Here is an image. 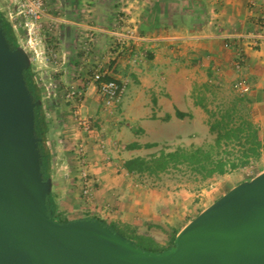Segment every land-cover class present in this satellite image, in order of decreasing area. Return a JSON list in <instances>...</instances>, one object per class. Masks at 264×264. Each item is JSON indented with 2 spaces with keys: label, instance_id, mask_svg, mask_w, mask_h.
<instances>
[{
  "label": "rangeland",
  "instance_id": "rangeland-1",
  "mask_svg": "<svg viewBox=\"0 0 264 264\" xmlns=\"http://www.w3.org/2000/svg\"><path fill=\"white\" fill-rule=\"evenodd\" d=\"M143 1L145 19L148 20L143 19L145 28L142 27V30L148 35H160L161 28L172 21L181 22L180 26L188 31H181L179 26V31L185 33V37H177L170 44H166L169 42L167 39L156 38L150 46L140 49V58L136 63H131L132 67L143 65L150 60L153 62L157 55L155 49L160 47L163 48L160 50V61H163L165 70L162 73L155 72L151 65V79L147 81L145 92L131 107H128L125 101V96H128V84L124 83L122 101L109 108L104 107L99 98L94 110L87 112L83 108L84 103L77 105L68 100L67 92L72 86H84L87 95V80L76 85L72 76L67 75V60L63 58V55L67 54L61 50L55 34L56 19L48 17L42 21L38 34H33L34 40L37 41L34 46L28 43L30 35L26 30H14L19 45L31 55L32 69L42 92L45 110L51 115L50 107L56 100L65 111L63 144L67 150L69 174H60L56 165L55 170H51L52 178L55 175L59 187L52 190L59 203V216L70 220L102 218L136 243L158 250L171 245L182 228L223 194L263 172L264 150L262 156L251 165L230 173L216 174L203 182L187 180L177 173H130L125 168V161L132 157H150L162 149L169 150L180 145H201L214 140L216 135L211 130L212 118L199 101L209 109L215 110L222 100L233 94L252 98L251 90L241 93L235 86L236 82L224 83L218 73L219 69L210 57L197 56L196 50L185 47L187 41L211 38L223 39L222 45L225 46L224 37L219 36L242 31L243 21L240 18L237 17L234 26L229 28L226 17L220 20L216 15L215 0ZM57 3H61V0H46L47 12L53 13L51 7H55L57 11L53 14L60 16L61 6H56ZM8 5L14 7V0H0V10L7 18ZM148 13L151 16H148ZM46 21L48 24H45ZM80 51L82 53L83 49ZM96 65L93 62L87 69L88 81L92 83L94 82L91 76ZM134 75V80L129 85L132 89L141 84L138 75ZM147 106H150L151 110ZM77 109L79 113L76 112ZM177 109L189 115L181 120L176 115ZM254 113L257 121V111ZM137 116H141L142 121L137 119ZM80 117L89 120L90 131L83 129ZM260 136L264 142V133H260ZM47 138L53 141L52 137ZM88 141L92 142L91 148L86 147ZM135 143L139 146L135 147ZM48 146L52 147L49 143ZM84 170L94 179L90 194L84 191ZM114 184H119L120 187L128 185L129 192L126 197L129 203H150L148 218L139 213L136 216L139 222L129 224L119 218L105 216L106 212H113L116 208L112 204L115 202L113 200L121 199V194L113 191L117 189ZM107 195H111L113 200H106ZM102 197L105 202L101 201ZM155 200L159 202L152 212L151 202Z\"/></svg>",
  "mask_w": 264,
  "mask_h": 264
},
{
  "label": "water",
  "instance_id": "water-1",
  "mask_svg": "<svg viewBox=\"0 0 264 264\" xmlns=\"http://www.w3.org/2000/svg\"><path fill=\"white\" fill-rule=\"evenodd\" d=\"M29 52L0 18V264H264V171L200 212L161 252L145 249L99 218L49 213L53 178L42 165Z\"/></svg>",
  "mask_w": 264,
  "mask_h": 264
},
{
  "label": "crops",
  "instance_id": "crops-1",
  "mask_svg": "<svg viewBox=\"0 0 264 264\" xmlns=\"http://www.w3.org/2000/svg\"><path fill=\"white\" fill-rule=\"evenodd\" d=\"M251 1L253 0H215V13L220 17V20H222V17H226L225 21L229 28L234 26L237 17L240 18L243 21L242 29L244 30L250 27L248 6ZM142 2L144 1L61 0V3L56 4V6H61L60 16L53 14L57 10L55 7H51L53 13L48 12V16L43 19L45 21L48 17H53L57 21L55 34L59 39L61 50L67 54L63 55V58L67 60L65 64L67 75L72 76L73 83L76 85H80L83 80H87V95L83 107L85 111L90 112L94 110L95 104L100 98L97 85L88 81L87 69L93 62L98 64L108 60L110 46L109 30L120 23L121 17H126V21L130 23L138 21L141 29L145 26L143 19L146 20V13ZM140 3L142 4L141 7L139 6ZM148 16H151V14L148 13ZM45 24H48V21ZM180 25L181 22L172 21L164 28H161L160 35H154V37L157 39H167L169 42H166V44H170L175 38L186 36L185 33L179 31ZM180 28L183 32L184 30L188 31V29L182 26ZM95 34L97 35L94 36ZM211 35L213 36V34ZM90 36H92V39H90ZM222 40L212 38L209 40H191L185 43V47H192V49L196 50L195 54L197 56L210 57L215 63V67L219 69L218 73L221 75L222 81L224 83H234L240 76V73L233 67L236 51L235 49L226 48L224 44L222 45ZM82 49L83 51L81 53L80 50ZM161 49L163 50L160 47L155 49L157 55L153 59V62L150 60L143 65L140 64L139 66L132 67L131 63L124 59L119 61L117 66L112 70L111 75L113 77L121 83L128 84V96H125L128 107H131V105L137 102L139 96L145 92L148 84L147 81L151 79V65H153L155 72L162 73L165 70L163 61H160ZM245 70L243 76L252 86L250 94L254 99V111H257V121L261 126L260 133H264V48L258 51H248ZM134 74L138 75L141 84L132 89L133 87L129 85L134 80ZM144 108L146 109V105H144ZM147 108L151 110L150 106H147ZM46 113L49 124L48 137L50 136L53 139V141L48 140V143L52 145L50 147L52 153V169L55 170L57 167L60 174L67 175L69 174V160L67 159V150L64 148L65 144H63L65 142L63 131L65 126V111L58 101L54 100L50 107L51 115H49V111H46ZM137 119L142 121L141 116H137ZM91 144L92 142L88 141L86 147L91 148ZM114 185L117 186V189L113 191L121 194V199L113 200V197H110L111 195L106 196V200L112 199L113 202L115 201L112 204L116 208L113 209V212H106L105 216L115 219L119 218L129 224H137L139 222L136 217L139 213L142 214L141 216L148 218L150 203H129L126 197V194L129 192L127 190L128 185L124 184L122 187L119 184ZM53 188V190L59 188L57 187L55 175L53 176ZM106 200L103 197L101 198L103 202ZM158 202L157 200L151 202L152 212H154V206ZM57 209V212H59L58 201Z\"/></svg>",
  "mask_w": 264,
  "mask_h": 264
},
{
  "label": "trees",
  "instance_id": "trees-1",
  "mask_svg": "<svg viewBox=\"0 0 264 264\" xmlns=\"http://www.w3.org/2000/svg\"><path fill=\"white\" fill-rule=\"evenodd\" d=\"M0 18L7 31V36L14 46L19 45L17 34L3 11L0 10ZM28 85L37 99H42V92L35 79L32 65L25 72ZM198 101V99H197ZM210 114L211 130L215 133L212 141L201 145L177 146L173 149H162L150 157L136 156L125 161L124 166L130 172H148L151 174L177 173L187 180L203 182L216 174H226L251 165L259 159L264 150V142L260 136L261 126L254 117V100L246 95L233 94L222 100L217 109L211 110L199 101ZM179 118H184L189 113L180 109L176 110ZM36 129L41 137L40 147L43 153V171L46 178L52 177V153L48 146L49 124L44 103L36 107ZM153 145V144H152ZM135 147L139 146L137 143ZM49 213L60 221L62 219L57 212V200L54 193L48 197ZM98 218V217H86ZM101 219L103 223L120 231L116 226ZM122 232V231H121ZM124 233V232H122ZM125 234V233H124ZM178 234V233H177ZM176 234V236H177ZM126 235V234H125ZM176 236L173 243L163 249H145L161 252L176 244ZM128 237V236H127ZM129 238V237H128ZM130 239V238H129ZM131 240V239H130Z\"/></svg>",
  "mask_w": 264,
  "mask_h": 264
},
{
  "label": "built area",
  "instance_id": "built-area-1",
  "mask_svg": "<svg viewBox=\"0 0 264 264\" xmlns=\"http://www.w3.org/2000/svg\"><path fill=\"white\" fill-rule=\"evenodd\" d=\"M46 0H14V7L8 5V19L13 28H23L30 38L31 46L37 44L34 35L41 29L42 21L48 15ZM250 27L237 33H226L224 37L225 46L235 49L234 67L240 73L235 86L241 93L250 91L252 86L242 75L247 63L248 51H258L264 48V1H251L248 6ZM53 18V17H52ZM121 17L120 23L109 30L110 46L108 60L98 63L93 69L91 80L97 85L98 93L104 107L109 108L123 99L125 87L118 79L111 75L114 67L119 61L126 60L136 63L140 58V49L148 47L156 40L143 31L138 23L126 21ZM90 39L92 37L90 36ZM68 100L77 105H83L86 99V90L83 86H72L67 92ZM77 113L80 111L77 109ZM80 124L85 131H90L89 120L80 117ZM85 193L90 194L94 179L90 177L87 170L82 173Z\"/></svg>",
  "mask_w": 264,
  "mask_h": 264
}]
</instances>
